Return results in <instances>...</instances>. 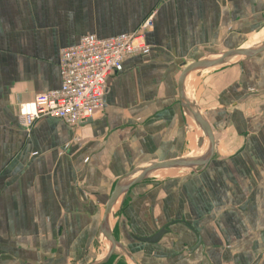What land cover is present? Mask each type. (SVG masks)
<instances>
[{
    "label": "crops",
    "instance_id": "0c3cea01",
    "mask_svg": "<svg viewBox=\"0 0 264 264\" xmlns=\"http://www.w3.org/2000/svg\"><path fill=\"white\" fill-rule=\"evenodd\" d=\"M149 15L150 51L108 77L102 110L76 126L52 117L23 125L18 106L60 86L61 48L129 33ZM263 30L264 0H0V264L102 258L116 181L194 156L192 138L207 146L179 102L181 70L260 31L249 48ZM183 90L213 131L214 154L128 189L111 228L133 260L115 252L105 264H264V51L194 70Z\"/></svg>",
    "mask_w": 264,
    "mask_h": 264
},
{
    "label": "built area",
    "instance_id": "2783aa9c",
    "mask_svg": "<svg viewBox=\"0 0 264 264\" xmlns=\"http://www.w3.org/2000/svg\"><path fill=\"white\" fill-rule=\"evenodd\" d=\"M152 17L129 33L104 38L85 34L76 45L61 48L60 86L18 106L23 125L29 127L38 119L52 117L76 126L102 110L108 77L121 69L126 57L149 53L146 32L152 28Z\"/></svg>",
    "mask_w": 264,
    "mask_h": 264
},
{
    "label": "water",
    "instance_id": "95a60500",
    "mask_svg": "<svg viewBox=\"0 0 264 264\" xmlns=\"http://www.w3.org/2000/svg\"><path fill=\"white\" fill-rule=\"evenodd\" d=\"M262 51H264V39L258 44H255L249 48L240 47L219 52L209 50L208 54L205 56L195 59L184 66L177 81L179 102L186 114L191 116V118L204 132V135L207 138V146L204 152L200 155L174 158L167 161L151 162L149 164H145L144 166H139L132 169L128 174L118 179L105 203L103 217L99 227L101 234L105 237L108 243V250L102 258L88 264H105L115 252H118L119 254L128 257L130 260H133L130 253L124 249L123 246L115 239L112 233L111 224L109 223L111 214L114 216L115 211L112 212L113 207L131 186L139 183L160 169L194 170L197 167L206 165L212 158L215 147L213 131L205 115L201 112V110H199L198 106L186 98L183 90L186 77L194 70L205 69L211 66L229 65L254 56ZM232 57L236 58L232 60ZM161 231L151 238H143L140 240L144 242H152L155 240L157 235L161 233Z\"/></svg>",
    "mask_w": 264,
    "mask_h": 264
},
{
    "label": "rangeland",
    "instance_id": "374dc122",
    "mask_svg": "<svg viewBox=\"0 0 264 264\" xmlns=\"http://www.w3.org/2000/svg\"><path fill=\"white\" fill-rule=\"evenodd\" d=\"M260 32V31H259ZM258 32V33H259ZM258 33H256V34H253V35H250L249 37H248V40H247V42H246V44L245 45H243L242 47H247L248 46V44L249 43H251V42H253V38L255 37V36H257L258 35ZM211 67H213V66H211ZM192 102V101H191ZM189 117V116H188ZM189 119H190V117H189ZM191 120V119H190ZM192 121V120H191ZM194 123V122H193ZM195 124V123H194ZM191 146H192V151H193V155L194 156H197V155H200V154H202L203 153V151H204V149H205V145L204 146H202L201 147V145H199V146H197L196 145V139L195 138H192L191 139ZM179 170H183V171H179ZM178 171H173L174 173L173 174H181V173H183V172H185V171H187L188 169H179ZM163 171H159L158 173H155V174H153V175H151L150 176V179H153V178H156V176L157 177H162L163 175H161L160 173H162ZM170 172V171H169ZM172 172V171H171ZM116 207H117V205H115V207L113 208V210H112V212L113 211H115V209H116ZM112 218H113V215L111 214V216H110V224L112 223ZM108 244V243H107ZM99 250L98 251H96L95 253H94V256H96L97 255V257L98 256H100L102 253H101V247L100 248H98ZM93 258H95V257H93ZM116 257H114V258H112L110 261H109V264H113L114 263V259H115ZM117 260H119L118 262H123V259L121 258H119V259H117ZM116 260V261H117Z\"/></svg>",
    "mask_w": 264,
    "mask_h": 264
},
{
    "label": "bare ground",
    "instance_id": "6f19581e",
    "mask_svg": "<svg viewBox=\"0 0 264 264\" xmlns=\"http://www.w3.org/2000/svg\"><path fill=\"white\" fill-rule=\"evenodd\" d=\"M261 36H260V38H259V40L255 43V44H258L259 42H261L263 39H264V30L261 32V34H260ZM255 44H253V45H251L250 47H252V46H254ZM234 58H236V57H232V60L234 59ZM231 60V61H232ZM185 94H186V92H185ZM188 115V114H187ZM189 116V115H188ZM190 117V119L196 124V122L191 118V116H189ZM204 152V151H203ZM115 205H117V203L115 204ZM115 207V206H114ZM113 207V208H114Z\"/></svg>",
    "mask_w": 264,
    "mask_h": 264
}]
</instances>
